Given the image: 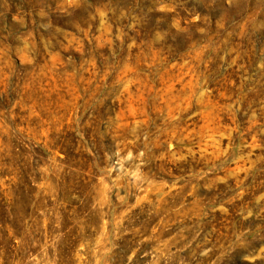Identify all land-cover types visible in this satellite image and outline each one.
Here are the masks:
<instances>
[{"label": "rangeland", "instance_id": "rangeland-1", "mask_svg": "<svg viewBox=\"0 0 264 264\" xmlns=\"http://www.w3.org/2000/svg\"><path fill=\"white\" fill-rule=\"evenodd\" d=\"M0 264H264V0H0Z\"/></svg>", "mask_w": 264, "mask_h": 264}]
</instances>
